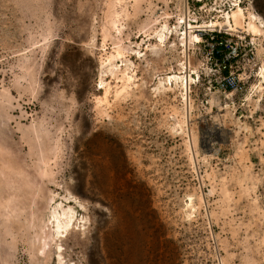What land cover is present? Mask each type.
I'll return each mask as SVG.
<instances>
[{
    "label": "rangeland",
    "instance_id": "obj_1",
    "mask_svg": "<svg viewBox=\"0 0 264 264\" xmlns=\"http://www.w3.org/2000/svg\"><path fill=\"white\" fill-rule=\"evenodd\" d=\"M0 264H264V0H0Z\"/></svg>",
    "mask_w": 264,
    "mask_h": 264
},
{
    "label": "bare ground",
    "instance_id": "obj_2",
    "mask_svg": "<svg viewBox=\"0 0 264 264\" xmlns=\"http://www.w3.org/2000/svg\"><path fill=\"white\" fill-rule=\"evenodd\" d=\"M231 15H227L225 16V23L222 24L224 27H232L231 21L230 19H232L233 24L238 27L240 26V24L243 21V12L242 9L237 8L236 11H232V13H230ZM251 19H257L255 16H251ZM253 22V21H252ZM249 26L251 29L256 30L255 24L253 23H249ZM165 29V28H164ZM188 29H191V27H188ZM194 29V28H193ZM190 31V30H189ZM183 35H185V38L189 41L191 40H195L196 42H199V39L197 36H191L190 32L188 33V35L186 36V32L183 33ZM160 41H162V39H160ZM187 45V44H186ZM182 77V76H181ZM184 78V77H183ZM164 79V78H163ZM160 80V79H159ZM183 79H181L179 76L177 75H169L168 77L165 78V81H159L158 82V90L162 89V90H169L166 88V86L168 87L171 86L172 84L174 85H178V83H181ZM184 85V84H183ZM187 85H188V80L185 79V90H187ZM182 87V86H181ZM184 90V89H183ZM65 214V213H64ZM73 215V213H72ZM60 218V217H59ZM58 217H55V234L59 235L62 232H69L70 231V225L72 223L73 217L72 216H65V218L63 219H59ZM62 218V217H61ZM55 235V236H56Z\"/></svg>",
    "mask_w": 264,
    "mask_h": 264
},
{
    "label": "built area",
    "instance_id": "obj_3",
    "mask_svg": "<svg viewBox=\"0 0 264 264\" xmlns=\"http://www.w3.org/2000/svg\"><path fill=\"white\" fill-rule=\"evenodd\" d=\"M215 30H213L211 33L209 38L211 40L215 39L217 37V34H214ZM201 33H205L207 34L208 32L206 31H201ZM209 57L206 59V63H209L210 65H214V66H218L219 68H222L223 70H227V68H230L229 63L232 62L233 59L237 58L239 56V49L238 46H229L228 48V53L227 55L221 59L217 64L218 60H214L213 58V54L218 53V51L215 50V48L211 47L209 49ZM214 62V64H213ZM215 86L216 88L223 92H240L242 91L243 87H244V80H242V78H240V76L236 75L234 72L232 71H228L226 75H224L221 78H218L215 81Z\"/></svg>",
    "mask_w": 264,
    "mask_h": 264
}]
</instances>
